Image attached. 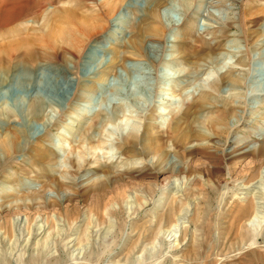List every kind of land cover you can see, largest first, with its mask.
I'll list each match as a JSON object with an SVG mask.
<instances>
[{
    "label": "rangeland",
    "instance_id": "374dc122",
    "mask_svg": "<svg viewBox=\"0 0 264 264\" xmlns=\"http://www.w3.org/2000/svg\"><path fill=\"white\" fill-rule=\"evenodd\" d=\"M101 1L0 0V142L15 132L18 148L0 147V264H264V0H119L70 48L60 16ZM118 52L124 67L82 115L81 85ZM211 52L249 72L245 88L201 86ZM163 59L175 70L157 71ZM164 74L180 78L176 107L157 98ZM204 91L213 98L197 110ZM118 97L138 103L132 145L100 121ZM226 102L235 110L219 133L210 120Z\"/></svg>",
    "mask_w": 264,
    "mask_h": 264
},
{
    "label": "bare ground",
    "instance_id": "6f19581e",
    "mask_svg": "<svg viewBox=\"0 0 264 264\" xmlns=\"http://www.w3.org/2000/svg\"><path fill=\"white\" fill-rule=\"evenodd\" d=\"M118 2H119V0H103L100 3L90 2L92 4H89V5L85 4V6H83V8H81V9L79 8V10L78 9H67L66 11H64L65 13H63L60 17H63V19L67 23L73 24V33L68 32L69 37H66L63 40L64 43H66L68 46H70V48H73L74 50H76L75 47L77 45L79 36L82 35L83 33L90 31L91 29L94 30V29L99 28V26L96 24V23H99L98 22V16L104 15L105 13H107L108 15H109V13H113L116 10V8H119ZM175 4H177V3L175 2V0H173V1H171L169 7L172 5H175ZM118 11H119V9H118ZM140 32H141V34H143L145 31H144V29H141ZM66 35L67 34H65V36ZM100 42H101L100 39L96 40L93 43L92 48L93 49L97 48L99 46ZM134 42L132 41V43H131L132 47L131 46L130 47L132 48L133 52L131 51L130 53L135 55V56H139V55L142 56V54L144 53L143 52V45H144L143 40L139 39V41H137L135 43ZM68 46H66V47H68ZM210 54H211V57L212 56L214 58L216 57L215 61L217 64H216L215 69H212V70L206 69L201 73V79H204L200 82L201 86H204L205 88H208V89L220 90L221 87H223L225 85H229L232 87V89L235 92L237 90L239 91L240 88H242V89L245 88V85H246L245 78L247 77L249 72H247L246 70H243V73H239V72H235L234 70H232L229 67L226 68V64H227L228 60L230 59V55H226V54H222V53L221 54L218 53L219 54L218 55L217 53H214V52H211ZM37 55L39 56L38 53L36 54L34 52H31L28 54L27 58L29 60L33 61L35 58L38 57ZM120 55H121V53L118 52L115 56L113 55L108 60L103 61L102 64L99 67H97V70H95L92 73V75L89 77L90 84H82L81 85V90L78 93L77 97H79L80 99L86 100L85 108H81L82 115H85L87 113L88 106L91 105V104L88 105L89 103H91L90 97L95 92H97L98 83L101 84L105 80H108V78L112 75L116 76V72H117L119 64L121 67L122 66L124 67V65H125L123 62L124 56H120ZM154 64L157 65V71H159V70L165 71V69H167V70L171 69L174 71L175 67H176V62L173 60H170V59H163L161 62L154 63ZM239 64H242L244 66L250 65L249 61L246 58H243V59L241 58L239 60ZM127 66H128V68L130 67L129 65H127ZM224 70L226 71L224 73V75L219 77L218 74H220V72H222ZM168 71H170V70H168ZM2 72L6 74L7 70L3 68ZM128 72L131 76L132 72L129 69H128ZM161 72H160V74H161ZM202 76H203V78H202ZM179 79L180 78L177 77L176 75H170V74L165 75L164 74V77L159 82L160 86L158 87L157 98L160 97V95H170L172 98L170 99L168 104L171 107H176L177 99L174 98L175 95L172 92L173 90H171L170 88L172 87V84L178 83ZM3 84H5V82L0 81V86H3ZM100 84H99V86H101ZM114 94L116 96H118V93L115 92ZM211 98H213L212 92L211 91H204L201 94L200 99L196 102L194 107H196L197 110L205 108L207 106V104H210ZM214 98H215V96H214ZM118 99L119 100H117L118 102L116 101V106L112 110V112L106 116H102L100 118V121H101V124L104 125L105 131L108 132V136L118 135L120 137H123L124 141H126V144L132 145L138 141V131L140 130V126H141V123L139 122V120L132 117L133 113L137 110L135 108H137L138 103L133 102V100L132 101L131 100L125 101L119 97H118ZM106 105H107V102H106ZM110 105H111V103H110ZM224 105L225 106L223 107V110L220 112L219 116L210 120L211 125L212 124L213 125H220V127L217 128V130H216V132L218 131L219 133H225V132L229 133V131H230L229 118H230L231 113L234 112V110H235V107L233 105H231V103L226 102V103H224ZM34 108H35V105L32 107V109L29 113V116H31V117H35L38 114ZM109 108L110 107L107 106V107H105V110H109ZM41 109H43V108H41ZM36 110L38 111V108H36ZM184 132L185 133L183 134V137H185V139H186V138L191 137L193 132L195 133L196 130L194 129V127L192 125H189V126L187 125ZM55 140H57V141L60 140V141L64 142L67 139H66V136H61V137H55ZM58 143L59 142H57V144ZM151 146H153V145H151ZM0 147H2L7 153H9V155H11V154L13 155V153L18 149L15 132H13V134L11 136L7 137V139H5V141H2V143L0 142ZM111 148H112V145H110V149ZM63 150L64 149L58 150L61 157H64L66 154ZM62 155H64V156H62ZM79 157L82 158L83 154ZM0 163H1V161H0ZM248 208L250 209V205L244 206L242 209L243 210L242 212L247 211Z\"/></svg>",
    "mask_w": 264,
    "mask_h": 264
},
{
    "label": "water",
    "instance_id": "95a60500",
    "mask_svg": "<svg viewBox=\"0 0 264 264\" xmlns=\"http://www.w3.org/2000/svg\"><path fill=\"white\" fill-rule=\"evenodd\" d=\"M88 108H89V106H88ZM58 146H59V145L57 144V142H55L54 145H53V150H55V151H56V150H59V149H58ZM66 148H67V144L65 145L64 150H66Z\"/></svg>",
    "mask_w": 264,
    "mask_h": 264
}]
</instances>
